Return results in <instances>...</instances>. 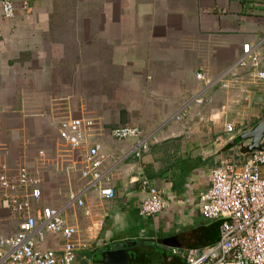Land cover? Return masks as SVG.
Masks as SVG:
<instances>
[{
  "label": "crops",
  "instance_id": "crops-1",
  "mask_svg": "<svg viewBox=\"0 0 264 264\" xmlns=\"http://www.w3.org/2000/svg\"><path fill=\"white\" fill-rule=\"evenodd\" d=\"M13 2L15 17L0 20V160L34 169L39 152H55L64 118L90 120L105 131L88 144L102 145L101 168L109 177L103 186L115 197L102 201L87 192L86 202L105 225L75 264H95L96 251L122 249L133 261L136 251L135 264H184L186 251L214 245L219 222L201 217L199 195L221 159L244 163L249 142L239 138L250 130L239 126L251 107L264 103V88L250 83L248 73H238L236 84L225 76L229 89L215 80L245 44L256 50L264 71V0ZM200 73L203 81L196 78ZM120 127L136 128L140 136L114 140L109 131ZM143 136L151 139L137 156ZM41 175L47 206L63 204L69 180L75 190L84 186L77 172L66 179L48 166ZM143 179L167 205L150 218L138 215ZM75 218L86 225L79 213ZM110 218L115 227L123 224L119 240L106 230ZM18 227V217L0 203V234L12 237Z\"/></svg>",
  "mask_w": 264,
  "mask_h": 264
},
{
  "label": "built area",
  "instance_id": "built-area-1",
  "mask_svg": "<svg viewBox=\"0 0 264 264\" xmlns=\"http://www.w3.org/2000/svg\"><path fill=\"white\" fill-rule=\"evenodd\" d=\"M27 8L23 4L22 9ZM15 11L13 0H0V20L13 19ZM259 66L256 50L245 44L236 61L215 81L223 89H229V81L223 80L224 77L229 76L236 84L241 79L238 73L245 72L250 83L264 88V71ZM204 76L200 73L196 78L203 81ZM195 102L200 104L201 100ZM182 117L180 114L175 120ZM58 127L55 152L50 156L39 152L34 169L26 165L9 168L0 160V203L19 219L14 236L0 234V264H75L78 254L90 249L103 228L104 218L95 214L85 197L89 191L102 201L115 197L112 187L103 186L104 182L109 183V177L108 171L101 168L102 145L88 144L89 137L102 136L105 131L82 118H64ZM226 129L232 131L231 127ZM109 135L121 141L139 137L140 131L120 127L110 130ZM142 138L135 149L137 156L140 149H146L144 141L151 139ZM84 148L85 153L79 157ZM48 166L60 171L66 179L77 172L84 181L83 188L75 190L69 180L64 202L57 207L42 202L41 174ZM208 179L209 188L199 195V214L207 221L219 222V238L214 245L183 253L184 264H264V152H250L242 165L232 159H221ZM141 188L146 197L140 203L139 217L157 216L167 207L159 190L146 179L141 181ZM77 213L87 222L84 227L77 224ZM48 240L53 242L51 246H47ZM171 252L179 253L176 249Z\"/></svg>",
  "mask_w": 264,
  "mask_h": 264
},
{
  "label": "rangeland",
  "instance_id": "rangeland-1",
  "mask_svg": "<svg viewBox=\"0 0 264 264\" xmlns=\"http://www.w3.org/2000/svg\"><path fill=\"white\" fill-rule=\"evenodd\" d=\"M261 105V106H260ZM261 107V109H259L258 107ZM250 114L247 115V117H245L246 119L244 120L243 124L239 126L240 127H243L244 129L243 130H252L251 128H254V124L255 123H251L252 120H256L257 122H261V121H264V103H261V104H258L256 105L254 108L251 107V110L249 111ZM235 113H233L232 116H236V117H242L241 114L239 115H234ZM253 114V115H251ZM250 121V122H249ZM114 222V219L110 218L108 221H107V224H106V230H112V233L115 234L114 236V240H119L118 237H120V235H122L123 233H120V231L123 232V224H119L117 225V227L114 226L113 224ZM112 224H113V227H112ZM104 225H105V222H104ZM103 225V227H104ZM103 229V228H102ZM119 243V241H117ZM109 244V243H108ZM119 244H113V247L112 248H116ZM157 251V250H156ZM82 257H78V261L81 259ZM103 260V253L100 252V251H96L94 254H93V261L95 264H99L101 261Z\"/></svg>",
  "mask_w": 264,
  "mask_h": 264
},
{
  "label": "water",
  "instance_id": "water-1",
  "mask_svg": "<svg viewBox=\"0 0 264 264\" xmlns=\"http://www.w3.org/2000/svg\"><path fill=\"white\" fill-rule=\"evenodd\" d=\"M239 140L249 142L248 149L250 152H264V121L259 122L252 130L243 133ZM130 254L135 260L140 258L136 255V251H132Z\"/></svg>",
  "mask_w": 264,
  "mask_h": 264
},
{
  "label": "trees",
  "instance_id": "trees-1",
  "mask_svg": "<svg viewBox=\"0 0 264 264\" xmlns=\"http://www.w3.org/2000/svg\"><path fill=\"white\" fill-rule=\"evenodd\" d=\"M122 252H106L103 260L99 264H135V260H131L128 256V250L122 249ZM121 253V254H120ZM90 257L87 255V258ZM128 257V259H127Z\"/></svg>",
  "mask_w": 264,
  "mask_h": 264
}]
</instances>
